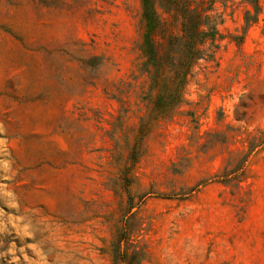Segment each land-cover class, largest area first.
<instances>
[{"label":"rangeland","instance_id":"374dc122","mask_svg":"<svg viewBox=\"0 0 264 264\" xmlns=\"http://www.w3.org/2000/svg\"><path fill=\"white\" fill-rule=\"evenodd\" d=\"M155 7L163 89L142 0H0V264H264V0Z\"/></svg>","mask_w":264,"mask_h":264},{"label":"trees","instance_id":"16d2710c","mask_svg":"<svg viewBox=\"0 0 264 264\" xmlns=\"http://www.w3.org/2000/svg\"><path fill=\"white\" fill-rule=\"evenodd\" d=\"M155 1L156 0H142V16L146 25L143 50L144 56L146 57L145 70L150 74L152 86L156 89H163L168 87V80L163 78V70L164 66H166L165 60L167 61L169 59V52L165 58L164 54H161V45L154 40V36L158 32L160 24ZM259 12V10H256L255 14H252L249 9L246 10V22L248 24L257 22ZM201 25L202 23L199 22V19L192 16L189 10L183 11L181 35L171 37L168 44L165 45V48H169V50L170 47H176L175 53H170V55H172L170 60L172 59V63H174L175 69L177 70L174 74L173 81L176 88L182 83V81L184 82L186 78V74L179 68H183L185 65L191 66L200 58L199 53L194 51L196 45L204 41L200 36ZM180 46L181 48L177 50Z\"/></svg>","mask_w":264,"mask_h":264}]
</instances>
